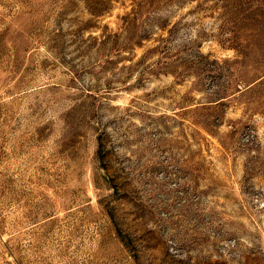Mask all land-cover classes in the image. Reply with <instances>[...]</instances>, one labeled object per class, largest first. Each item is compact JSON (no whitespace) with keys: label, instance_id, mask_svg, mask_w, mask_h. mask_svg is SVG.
<instances>
[{"label":"rangeland","instance_id":"1","mask_svg":"<svg viewBox=\"0 0 264 264\" xmlns=\"http://www.w3.org/2000/svg\"><path fill=\"white\" fill-rule=\"evenodd\" d=\"M0 264H264V0H0Z\"/></svg>","mask_w":264,"mask_h":264}]
</instances>
